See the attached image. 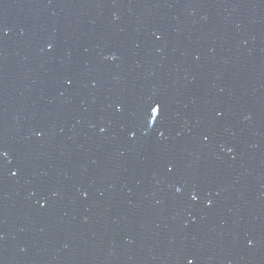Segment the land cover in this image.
<instances>
[{
    "label": "water",
    "instance_id": "water-1",
    "mask_svg": "<svg viewBox=\"0 0 264 264\" xmlns=\"http://www.w3.org/2000/svg\"><path fill=\"white\" fill-rule=\"evenodd\" d=\"M189 261L264 264V0H0V264Z\"/></svg>",
    "mask_w": 264,
    "mask_h": 264
},
{
    "label": "snow or ice",
    "instance_id": "snow-or-ice-1",
    "mask_svg": "<svg viewBox=\"0 0 264 264\" xmlns=\"http://www.w3.org/2000/svg\"><path fill=\"white\" fill-rule=\"evenodd\" d=\"M162 111H163V105L160 104L159 102H156L151 108L152 120L155 121ZM189 264H192V262L189 261Z\"/></svg>",
    "mask_w": 264,
    "mask_h": 264
}]
</instances>
